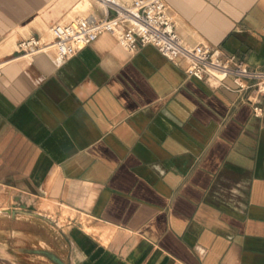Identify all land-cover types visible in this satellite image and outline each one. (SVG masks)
Listing matches in <instances>:
<instances>
[{"label": "crops", "instance_id": "crops-1", "mask_svg": "<svg viewBox=\"0 0 264 264\" xmlns=\"http://www.w3.org/2000/svg\"><path fill=\"white\" fill-rule=\"evenodd\" d=\"M166 1L187 43L264 69V0ZM106 14L98 0H0V256L264 264V115L250 91L109 31L63 60L18 51L54 22ZM35 202L73 214L53 223Z\"/></svg>", "mask_w": 264, "mask_h": 264}, {"label": "built area", "instance_id": "built-area-1", "mask_svg": "<svg viewBox=\"0 0 264 264\" xmlns=\"http://www.w3.org/2000/svg\"><path fill=\"white\" fill-rule=\"evenodd\" d=\"M106 9V16H76L65 22H54L49 29L50 40L38 35L21 38L17 48L21 54H33L54 47L63 60L109 31L115 33L130 49L152 44L170 60L182 59L188 75L212 83H225L226 77L237 91H250L246 97L256 116L264 115V69L249 67L232 55H224L201 42L187 43L178 33L167 12L166 0H98ZM2 68L0 65V75Z\"/></svg>", "mask_w": 264, "mask_h": 264}, {"label": "rangeland", "instance_id": "rangeland-1", "mask_svg": "<svg viewBox=\"0 0 264 264\" xmlns=\"http://www.w3.org/2000/svg\"><path fill=\"white\" fill-rule=\"evenodd\" d=\"M84 1V5L87 3V0H83ZM36 205V209L37 210H41L44 213H48L49 217L53 218L54 220H52L51 222L55 223V222H63V217L70 216V214L72 215L73 213L68 211V209L66 208H59L57 207L54 203H48V202H43L42 204L39 202H35ZM41 206V207H40ZM62 214V217L59 218L58 214ZM83 221H85L83 219ZM7 264L9 263V261H7L5 258L0 256V264ZM21 264H26L24 261H22Z\"/></svg>", "mask_w": 264, "mask_h": 264}, {"label": "water", "instance_id": "water-1", "mask_svg": "<svg viewBox=\"0 0 264 264\" xmlns=\"http://www.w3.org/2000/svg\"><path fill=\"white\" fill-rule=\"evenodd\" d=\"M52 257L59 263V264H64L59 258L56 256L52 255Z\"/></svg>", "mask_w": 264, "mask_h": 264}]
</instances>
